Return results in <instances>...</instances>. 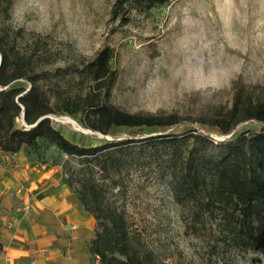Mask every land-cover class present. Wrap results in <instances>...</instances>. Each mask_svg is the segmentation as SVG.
<instances>
[{
  "label": "rangeland",
  "instance_id": "374dc122",
  "mask_svg": "<svg viewBox=\"0 0 264 264\" xmlns=\"http://www.w3.org/2000/svg\"><path fill=\"white\" fill-rule=\"evenodd\" d=\"M114 3L13 0L9 15L0 21L18 35L25 51L32 50L38 34L44 36L36 63L49 69L47 90L52 98L58 66L92 58L109 45L114 50L111 64L117 71L109 100L116 107L143 115L176 113L188 128L211 132L218 140L238 131L252 130L245 133L255 134L263 130L260 123L249 120L241 122L238 131L222 134L212 122L225 116L235 102L241 106L248 101H264V0H170L150 9L133 10L126 24L113 19ZM69 79L68 74L60 81L69 92H78L77 81ZM20 84L22 81L15 83ZM50 116L66 137L79 142L85 134L88 145L181 133L185 128L120 127L104 134L84 126L72 115ZM16 123L21 126L25 122L19 118ZM82 129L91 131L83 133ZM134 144L129 151L138 153L141 144ZM190 144L191 140L183 148ZM1 154L0 164H16L15 159ZM18 155L21 160L37 156L41 164L59 169L61 183L75 195L77 178L93 173L104 183L111 200L126 209L133 226L164 258V264H264V255L225 251L219 245L211 248L213 231L209 227L192 233L188 226H192L194 210L176 202L166 179L155 169L132 165L129 171H123L121 184L110 185L120 180L118 176L109 177L91 158L67 155L46 140H40L35 152L23 148ZM90 260V264H99L96 256Z\"/></svg>",
  "mask_w": 264,
  "mask_h": 264
},
{
  "label": "trees",
  "instance_id": "16d2710c",
  "mask_svg": "<svg viewBox=\"0 0 264 264\" xmlns=\"http://www.w3.org/2000/svg\"><path fill=\"white\" fill-rule=\"evenodd\" d=\"M170 0H115L112 17L122 24L130 21L133 10H146ZM13 0H0V20L9 15ZM20 36L23 35L18 30ZM44 36L37 35L32 50L25 51L18 35L5 29L0 21V149L18 153L23 148L36 151L40 140L55 145L67 155L91 158L102 173L120 180L132 165L155 169L165 178L177 203L193 209L191 231L209 227L211 248L238 250L264 255V101L237 102L229 112L212 122L217 131H238L243 121H256L262 131H238L230 138L218 140L211 132L188 128L176 113L143 115L131 113L110 102L117 71L112 67L114 50L107 45L92 58L55 69L54 98L48 94L49 69L39 68L36 59ZM70 75L77 81L78 92L71 93L62 84ZM22 81V84L15 85ZM25 83V84H24ZM66 92V94H63ZM51 114H69L84 126L104 134L117 128L165 129L182 126L181 133L168 132L144 138L105 140L88 145L81 134L79 142L70 140L57 128ZM47 115L36 125L41 116ZM24 124L18 126L17 119ZM191 140L186 148L183 145ZM140 142L139 152L129 151ZM137 153V154H136ZM136 154V155H134ZM134 155V156H133ZM130 157V158H128ZM65 179V178H64ZM75 193L85 211L96 221L89 251L99 256V264H164V258L145 240L130 221L127 211L111 200L107 188L93 173L77 178ZM71 186L72 180H68ZM214 253V252H213Z\"/></svg>",
  "mask_w": 264,
  "mask_h": 264
},
{
  "label": "crops",
  "instance_id": "0c3cea01",
  "mask_svg": "<svg viewBox=\"0 0 264 264\" xmlns=\"http://www.w3.org/2000/svg\"><path fill=\"white\" fill-rule=\"evenodd\" d=\"M0 154L16 162L0 164V264H90L95 219L62 172L37 156Z\"/></svg>",
  "mask_w": 264,
  "mask_h": 264
},
{
  "label": "water",
  "instance_id": "95a60500",
  "mask_svg": "<svg viewBox=\"0 0 264 264\" xmlns=\"http://www.w3.org/2000/svg\"><path fill=\"white\" fill-rule=\"evenodd\" d=\"M45 117H47V115L41 116V117L38 119V121H37L35 124H33V125H36L39 121H41V120H42L43 118H45ZM82 131H83V133H88V132L91 131V130L82 129ZM22 192H24V190H22Z\"/></svg>",
  "mask_w": 264,
  "mask_h": 264
},
{
  "label": "built area",
  "instance_id": "2783aa9c",
  "mask_svg": "<svg viewBox=\"0 0 264 264\" xmlns=\"http://www.w3.org/2000/svg\"><path fill=\"white\" fill-rule=\"evenodd\" d=\"M96 257H97V260H99V256L97 255Z\"/></svg>",
  "mask_w": 264,
  "mask_h": 264
}]
</instances>
